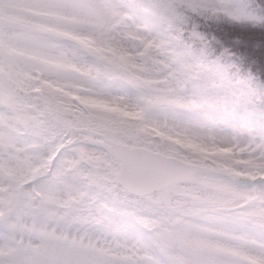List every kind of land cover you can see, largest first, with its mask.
<instances>
[{
  "label": "snow or ice",
  "instance_id": "6c2138e0",
  "mask_svg": "<svg viewBox=\"0 0 264 264\" xmlns=\"http://www.w3.org/2000/svg\"><path fill=\"white\" fill-rule=\"evenodd\" d=\"M0 264H264V0H0Z\"/></svg>",
  "mask_w": 264,
  "mask_h": 264
}]
</instances>
